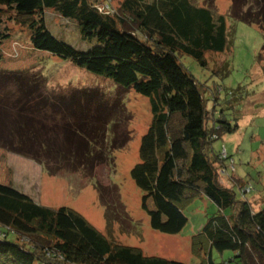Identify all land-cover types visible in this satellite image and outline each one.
<instances>
[{
	"label": "trees",
	"instance_id": "16d2710c",
	"mask_svg": "<svg viewBox=\"0 0 264 264\" xmlns=\"http://www.w3.org/2000/svg\"><path fill=\"white\" fill-rule=\"evenodd\" d=\"M197 2L123 0L114 12L102 13L89 0H0V45L10 36L1 30L3 16L23 20L36 50L107 79L116 92L130 90L147 98L151 122L129 176L142 193L149 227L179 234L188 222L183 205L201 195L216 212L192 236L198 264H223L214 262V251L231 252L236 264H264V204L253 209L244 199V183L236 187L239 200L233 189L218 183V168L226 160L214 149L218 140L238 130L240 117L230 103L248 93L241 87L225 93L220 84H202L185 64L189 58L213 77L228 76L229 57L212 70L206 56L230 52L234 28L227 18L256 26L264 38V0H229L226 16L215 12L214 0ZM46 10L73 22L88 48L79 50L56 38L45 22ZM36 83L18 72H0V149L51 173L56 172L54 162L90 172L121 145L115 134L119 95L108 96L96 87L39 95ZM9 85L16 97H3ZM34 91L37 97L30 96ZM56 114L62 116L61 126H49ZM35 263L187 264L114 244L78 212L41 206L0 183V264Z\"/></svg>",
	"mask_w": 264,
	"mask_h": 264
},
{
	"label": "rangeland",
	"instance_id": "374dc122",
	"mask_svg": "<svg viewBox=\"0 0 264 264\" xmlns=\"http://www.w3.org/2000/svg\"><path fill=\"white\" fill-rule=\"evenodd\" d=\"M122 1L89 0L102 13L114 12ZM194 1L203 4V0ZM229 5V0H214L217 14L226 16ZM44 18L49 31L56 38L79 50L88 48L80 39L73 22L62 19L52 10H46ZM227 20L234 28L230 52L211 54L206 58L209 69L215 70L229 57L231 67L228 76L221 79L213 77L209 70L201 69L189 58H185V64L202 84L210 87L220 84L225 88V93L226 90L235 91L241 87L248 93L237 104L230 103L237 109L235 115L240 117L238 130L218 140L214 149L222 152L224 148L225 155H229L224 159L225 167L218 168V183L224 188L233 189L237 200L241 196L236 187L245 184L244 199L257 210L264 204V50H261L264 38L254 25ZM1 25V30L10 36L0 45V72H18L30 79L36 78L41 92L34 91L30 96L37 97L36 94L40 95L43 91L52 92L53 95L55 92L93 87L101 89L108 96L119 95L121 108L117 114L120 122L115 126V134L121 145L107 153L108 159L104 163L94 164L91 173L59 162H54L52 169L48 168L56 170L51 173L46 166L0 149V183L11 185L41 206L50 209L67 207L78 212L114 244L138 248L145 255L198 264L192 236L199 231L206 218L216 212L215 206L198 195L183 205L188 222L182 231L174 236L161 234L149 227V219L141 209L142 193L129 176L131 168L138 162L140 138L151 122L147 98L130 90L116 92L107 79L93 76L71 62L36 50L23 20L11 21L6 15ZM260 51L262 58L257 61ZM6 88L2 91L5 94L3 97L15 95L12 86ZM220 93L223 100L224 91ZM231 112L227 109L226 117ZM61 118L56 114L49 126L53 123L61 126ZM215 167L217 169L218 166ZM248 188L249 191L246 190ZM106 216L111 222L105 219ZM107 223H110V227ZM232 255L231 252L220 255L214 251L212 258L216 263L236 264L231 261Z\"/></svg>",
	"mask_w": 264,
	"mask_h": 264
},
{
	"label": "built area",
	"instance_id": "2783aa9c",
	"mask_svg": "<svg viewBox=\"0 0 264 264\" xmlns=\"http://www.w3.org/2000/svg\"><path fill=\"white\" fill-rule=\"evenodd\" d=\"M220 157L222 158V159H225L227 156L225 155V150L223 149L222 150V152L220 153ZM231 163H232V166H233V162L231 161Z\"/></svg>",
	"mask_w": 264,
	"mask_h": 264
}]
</instances>
